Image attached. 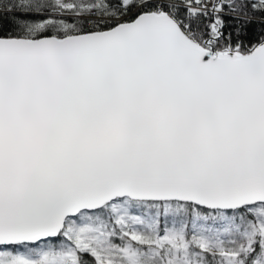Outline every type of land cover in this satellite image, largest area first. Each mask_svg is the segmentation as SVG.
<instances>
[{"label":"snow or ice","instance_id":"6c2138e0","mask_svg":"<svg viewBox=\"0 0 264 264\" xmlns=\"http://www.w3.org/2000/svg\"><path fill=\"white\" fill-rule=\"evenodd\" d=\"M0 264H264V0H0Z\"/></svg>","mask_w":264,"mask_h":264},{"label":"trees","instance_id":"16d2710c","mask_svg":"<svg viewBox=\"0 0 264 264\" xmlns=\"http://www.w3.org/2000/svg\"><path fill=\"white\" fill-rule=\"evenodd\" d=\"M259 32V28L257 27L255 29V31L250 35L249 39L255 43L256 42V39H257V33ZM245 44L247 45L248 44V40H245Z\"/></svg>","mask_w":264,"mask_h":264}]
</instances>
